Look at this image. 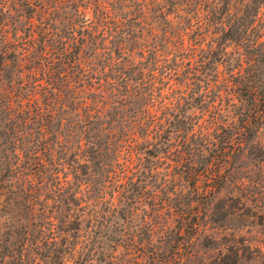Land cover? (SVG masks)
<instances>
[{
    "label": "trees",
    "instance_id": "16d2710c",
    "mask_svg": "<svg viewBox=\"0 0 264 264\" xmlns=\"http://www.w3.org/2000/svg\"><path fill=\"white\" fill-rule=\"evenodd\" d=\"M0 125V264H194L264 126V0H0Z\"/></svg>",
    "mask_w": 264,
    "mask_h": 264
},
{
    "label": "rangeland",
    "instance_id": "374dc122",
    "mask_svg": "<svg viewBox=\"0 0 264 264\" xmlns=\"http://www.w3.org/2000/svg\"><path fill=\"white\" fill-rule=\"evenodd\" d=\"M252 145L245 155L244 165L234 170L232 182L220 193L224 202L213 206L214 213L223 205L231 213L224 222L207 221L196 238L199 249L194 264H264V126ZM4 149L0 134V178L4 174ZM6 183L5 190H15L12 182ZM16 215L15 221L22 224L24 215L20 212ZM8 226L7 219L0 216V236L9 234Z\"/></svg>",
    "mask_w": 264,
    "mask_h": 264
}]
</instances>
